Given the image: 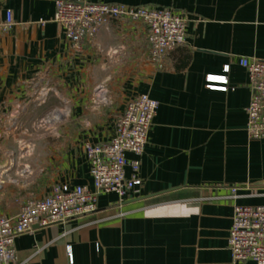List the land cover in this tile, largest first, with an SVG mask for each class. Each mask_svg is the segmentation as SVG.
Listing matches in <instances>:
<instances>
[{
    "label": "crops",
    "instance_id": "crops-1",
    "mask_svg": "<svg viewBox=\"0 0 264 264\" xmlns=\"http://www.w3.org/2000/svg\"><path fill=\"white\" fill-rule=\"evenodd\" d=\"M89 1L171 7L186 16L185 42L158 68L140 21L112 20L74 48L53 20L55 0H0V215H15L24 199L55 183L93 190L84 145L109 141L136 94L158 101L136 191L122 200L100 194L93 213L18 235L12 264H234L227 246L233 206L264 204V138L247 135L251 91L239 64L240 57L264 59V0ZM7 11L13 25L3 30ZM56 87L77 128L63 131L59 148L48 147L39 168L47 175L28 179L24 168L5 183L6 142L41 116L62 114L58 102L40 96Z\"/></svg>",
    "mask_w": 264,
    "mask_h": 264
},
{
    "label": "built area",
    "instance_id": "built-area-1",
    "mask_svg": "<svg viewBox=\"0 0 264 264\" xmlns=\"http://www.w3.org/2000/svg\"><path fill=\"white\" fill-rule=\"evenodd\" d=\"M140 21L146 28L150 59L158 68L164 65L169 51L183 44L186 37V16L171 7L138 6L117 2L89 0H55L53 20L63 29L74 48L92 39L112 20ZM13 25L10 11L6 12L3 30ZM246 69L251 91L246 107V132L249 138H264V59L240 57ZM228 66H224L227 71ZM206 81H225L222 75H207ZM219 88H226L219 85ZM102 86L96 87L101 92ZM158 108V101L145 93L128 99L115 118L113 135L105 143H86L84 152L89 164L93 190L86 185L55 183L40 198L23 203L13 216L0 215V264H12L16 258L15 238L31 231L34 226L62 223L93 213L100 194L116 193L120 200L141 185L140 156L148 131ZM130 153L133 158L128 159ZM130 169L129 176L125 169ZM238 187L232 186L231 197ZM227 246L234 264L251 262L264 264V204L233 206Z\"/></svg>",
    "mask_w": 264,
    "mask_h": 264
},
{
    "label": "rangeland",
    "instance_id": "rangeland-1",
    "mask_svg": "<svg viewBox=\"0 0 264 264\" xmlns=\"http://www.w3.org/2000/svg\"><path fill=\"white\" fill-rule=\"evenodd\" d=\"M48 95L52 101L59 104V109H57L56 113L59 111L62 114L57 118H54L55 113L43 115L39 120L27 126V134L18 137L15 141L10 139L6 142L7 148L1 156L10 168L7 172L10 175L4 177L5 183L11 179H19L21 170L24 168L28 171V179L37 173L40 176L47 175L48 171H44L43 169L39 171V168L47 165L48 147L51 145L59 148V144L64 142V138L62 137L63 131L77 128L76 125L67 121L63 114L65 113L63 90L58 87L53 90L44 89L40 96L45 98ZM32 198H37V196L27 197L21 202V205Z\"/></svg>",
    "mask_w": 264,
    "mask_h": 264
},
{
    "label": "bare ground",
    "instance_id": "bare-ground-1",
    "mask_svg": "<svg viewBox=\"0 0 264 264\" xmlns=\"http://www.w3.org/2000/svg\"><path fill=\"white\" fill-rule=\"evenodd\" d=\"M1 183V182H0Z\"/></svg>",
    "mask_w": 264,
    "mask_h": 264
}]
</instances>
